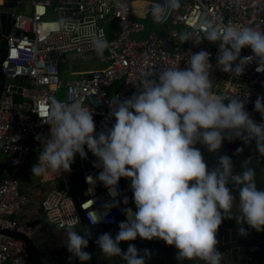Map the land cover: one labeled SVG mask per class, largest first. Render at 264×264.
I'll use <instances>...</instances> for the list:
<instances>
[{
	"label": "clouds",
	"instance_id": "1",
	"mask_svg": "<svg viewBox=\"0 0 264 264\" xmlns=\"http://www.w3.org/2000/svg\"><path fill=\"white\" fill-rule=\"evenodd\" d=\"M180 6V0H163L152 7L153 20L162 22L169 9L178 10ZM83 37L91 38L97 56L104 55L108 44L102 33L89 32L85 23ZM179 39L185 43L192 41L193 34L186 32ZM205 40L219 42L217 66L223 72L240 77L253 61L257 62L256 70L264 72V31L253 26L210 23L206 25ZM245 47H250L254 55L241 56ZM187 64L185 69L177 64L153 70L136 84L137 91L132 96L123 100L113 96L109 101V119L114 117L115 123L99 133L94 110L81 99L68 104L54 96L48 99L43 123L50 126V136L36 137L43 150L39 162L32 167L33 176L70 172L77 154L87 158L86 145L98 158L94 166L102 169L96 177L87 176V182L95 187L99 181L112 197L111 202L104 204L103 215L88 211L92 225L102 222L112 208L119 206L120 179L131 180L136 211L123 209L127 220L120 222L115 238L111 233H103L96 239L106 257L120 256L127 264H146L149 250L141 255L133 244H129L127 251L119 246L139 236L146 240L159 238L174 245L178 260L222 264L224 257L217 249V232L225 218H235L240 225L247 223L264 231V190L258 189L249 161L243 162L242 172L234 173L232 159L223 155L210 168L196 147L203 144L216 153L225 139H242L245 143L255 140L257 150L264 155V122H257L246 111L247 98L213 93L210 53H190ZM255 110L264 116V95L255 100ZM230 184L239 190L238 204ZM123 203H129L127 197ZM63 229L72 254L70 259L90 261L91 254L84 250L89 246L90 229L84 228L83 235L75 226ZM239 231L246 234L243 227Z\"/></svg>",
	"mask_w": 264,
	"mask_h": 264
},
{
	"label": "built area",
	"instance_id": "2",
	"mask_svg": "<svg viewBox=\"0 0 264 264\" xmlns=\"http://www.w3.org/2000/svg\"><path fill=\"white\" fill-rule=\"evenodd\" d=\"M24 1H31L32 6L25 5ZM158 3L163 0H0V9L15 4V8L25 7L29 11L28 14L12 13L14 25L9 34L3 35L5 54L1 59V72L6 83L0 98V154L9 172L0 177V264H32L28 244L4 234L15 232L33 238L34 231L16 217L24 209L42 208L48 226L58 231L65 230L66 226L79 227L82 224L80 210L90 226H114L127 220L125 207L136 211L131 182L126 185L120 180L119 206L112 208L102 222L91 224L88 211L95 210L103 215L104 204L111 202L112 197L107 189L96 192L99 181L95 187L87 182L86 177H96L98 171L85 166L88 160L86 145L87 158L76 155L87 188V200L80 203V208L71 187L76 170L49 172L46 177H38L40 185L47 188L43 196L22 192V178L33 149L42 145L36 137L50 136V126L43 123L49 97L54 96L66 104L81 99L85 106L94 110L96 132L99 133L114 124L112 118L109 119V101L113 96L121 100L132 96L137 91L136 84L153 70L177 64L185 69L188 55L204 50L210 53V78L217 74L222 84L221 96L247 98L245 108L253 118L255 100L264 95V72L256 70V61L249 64L240 77L220 70L217 66L219 46L213 50L211 42L205 40V31L210 23L253 26L264 31V0H180V8L169 9L160 23L153 20L151 12ZM49 15L57 19H46ZM146 15L158 29L136 20ZM85 23L89 32L102 33L107 41L108 48L102 57L95 54L91 38L83 37ZM104 24H111L108 33ZM147 31L146 39H133ZM186 32L193 34V40L184 43L179 37ZM73 53L95 55L106 67L82 71L75 77H62L61 67L68 64L67 55ZM250 55H254L250 47L241 52V56ZM14 85L23 89L22 104L13 101L11 87ZM114 85L116 90L110 95L109 88ZM59 91H63L62 98L58 96ZM224 102L227 104L228 100ZM256 158L263 161L264 155L259 153ZM59 182L63 183L62 188L58 187ZM124 197L128 198L127 205L123 203Z\"/></svg>",
	"mask_w": 264,
	"mask_h": 264
},
{
	"label": "water",
	"instance_id": "3",
	"mask_svg": "<svg viewBox=\"0 0 264 264\" xmlns=\"http://www.w3.org/2000/svg\"><path fill=\"white\" fill-rule=\"evenodd\" d=\"M15 5V4H13ZM13 5H10L11 8ZM8 5L2 7L6 10ZM0 9V40L4 41L3 35L9 34L14 25V20L11 18V14ZM1 59H0V98L3 94L6 78L1 72ZM11 91L13 94V101L15 104H22L23 89L19 86H12ZM264 116L262 117V120ZM263 122V121H259ZM114 123V120H113ZM197 148L200 149L202 155L205 158V162L210 168L215 167L218 163V157L227 155L233 161V172L240 173L244 170L242 164L244 161H249L248 167L255 170L256 184L258 189L264 190V160L258 161L256 156L259 151L256 148L255 140L245 143L242 139H235L229 142L227 139L224 140L222 148L216 152L212 153L203 144H197ZM237 149H242L241 152H237ZM88 151V149H87ZM98 162V158L95 157L90 151H88V160L85 163L87 169H97L98 174L102 171L101 168L95 167L94 164ZM6 166V164L4 163ZM1 170V168H0ZM1 177V173H0ZM121 181L131 182L129 178H121ZM72 195L74 196L77 207L80 208V203L87 200L85 192L87 190L85 177L82 169L76 171L73 176L72 182ZM229 187L232 189L233 195L235 196L236 203H239V190L236 186L230 184ZM106 189L102 183H99L96 188V192L100 193ZM233 213H236V209H233ZM43 214L42 208L39 210V219L37 221H27L25 225L36 233V238L38 235L42 234L41 230H37L43 221L41 216ZM80 215L82 218V224L75 228V230L83 235V229L88 228L91 232V238L89 239V246L84 249L89 252L92 256L90 261L81 262L79 259H73V264H127L120 256L106 257L99 246L96 244V239L103 233H111L113 238L119 232V224L114 226H90L88 221L84 217V213L80 210ZM48 224L45 223L44 226L47 227ZM243 227L246 230V234H241L239 229ZM59 233L66 232L65 230L56 231ZM7 236L23 239L28 244V249L30 251V263L32 264H44L41 257V252L38 248L36 239H30L23 234L15 232H5ZM218 245L217 249L223 254L222 264H264V231H257L251 228L247 223L240 225L237 223L235 218L228 219L225 218L217 232ZM129 244H133L139 250L141 255H144V250L147 249L150 252V256L145 257L146 264H205L204 261L197 260H178L177 254L178 249L174 245H168L164 240L159 238H154L152 240H146L140 238L139 236L136 240L121 242L120 247L122 251H127Z\"/></svg>",
	"mask_w": 264,
	"mask_h": 264
},
{
	"label": "rangeland",
	"instance_id": "4",
	"mask_svg": "<svg viewBox=\"0 0 264 264\" xmlns=\"http://www.w3.org/2000/svg\"><path fill=\"white\" fill-rule=\"evenodd\" d=\"M24 4L31 7L32 4H31V1H24ZM6 11L9 13V14H12V13H25V14H28L29 11H26L25 7H22V8H15V5H13L11 8H6ZM46 19L48 20H56L57 17L54 16V15H49ZM136 20H140V21H144V23H148V24H152V28L151 29H158V27L153 24V20L151 17H148V15H146L145 17L141 16V18H137L136 17ZM110 27H111V24H104V28L105 30L107 31V33L109 32L110 30ZM149 29V30H151ZM180 31L183 32V28H180ZM148 36V31L147 32H144L142 34H138V35H135L133 37L134 40H142V39H146V37ZM3 40H0V58L2 55L5 54V45L3 44ZM185 43V42H184ZM182 43V44H184ZM211 46L213 48V50H216L217 46H218V42L216 43H211ZM74 56L75 55V58L77 59L78 54H71V55H67V57L69 56ZM79 60V59H78ZM73 64L72 65V70L69 71L67 70V72H71L69 73L70 76L74 77L75 73H79V72H82L84 70H91V69H95V68H98V67H103L105 68L106 65L105 64H102L98 58H95V59H92V60H89L87 62L85 61H80L79 62H75V63H71ZM61 76L62 77H65V73L62 72L61 73ZM212 81H213V85H214V88H213V93L216 94V95H221L222 94V84L221 82L217 79V74H214L211 78H210ZM63 91H59V94L58 96H60L61 98L63 97ZM61 94V95H60ZM257 112L256 110H253V113ZM253 115V114H252ZM36 154L38 155V153H36V147H34L33 149V155L30 159V162L26 168V171L23 175V178H22V185L26 186L28 188V186L30 185H34L36 187V185H38V182H39V179L38 177L36 176H33L32 174V167L33 165L37 164L38 162V156H36ZM82 166L81 164L79 163L77 157L75 156V160H74V163H72L71 165V170H79L81 169ZM125 183V182H124ZM40 184V183H39ZM127 185V183H125ZM58 187H63V183L59 182V186ZM33 189V187H31ZM41 219H43V223H46V217L42 214L41 216Z\"/></svg>",
	"mask_w": 264,
	"mask_h": 264
},
{
	"label": "crops",
	"instance_id": "5",
	"mask_svg": "<svg viewBox=\"0 0 264 264\" xmlns=\"http://www.w3.org/2000/svg\"><path fill=\"white\" fill-rule=\"evenodd\" d=\"M78 56L79 57H77V59L75 58V55L73 56H69V58H68V60H67V63L68 64H66L67 66H71V65H73V64H71L72 62L73 63H75V62H79V60L80 61H85V62H87V61H89V60H92V59H95L96 57H95V55H80V54H78ZM79 59V60H78ZM101 68H103V67H98V68H95V69H91V70H84L83 72H85V71H92V70H96V69H101ZM67 70L69 69V68H66ZM63 70L62 72H64L65 73V77L67 78V77H72V76H70V74L69 73H71V72H69V71H71L72 70V66H71V68L69 69V71L67 72V70ZM78 73H75V75H77ZM75 75H74V77H75ZM116 85H114L113 87H111V88H109V93H110V95H112L113 93H114V91L116 90ZM252 116H253V118L256 120V121H264V119L262 120V114L261 113H259V112H255V113H253L252 112ZM112 120H114V123H115V118L114 117H112ZM43 150V144L42 145H40V146H37L36 147V153H38V155L36 154V156H38L39 157V154L41 153V151ZM37 162H39V160L37 161ZM0 168H1V170H0V173H1V176H5L8 172H9V168L7 167V166H5L4 165V157H3V154H0ZM39 179V178H38ZM31 187H33V189L31 188ZM21 190H22V192H24V193H29V194H37V195H39V196H43L44 194H45V192H46V190H47V188L46 187H43V186H41L40 184H39V182H38V185H36V187L34 186V185H30V186H28V188L26 187V186H24V185H22L21 186ZM39 208H35V207H31V208H28V209H24V210H22L21 212H19L18 214H17V219L19 220V221H21V222H23V223H26L27 221H37L38 219H39ZM40 220V219H39ZM41 220H43V219H41ZM45 225V223H43V225H41L40 227H37V228H39V229H37V230H41V227L42 226H44ZM58 231V230H57Z\"/></svg>",
	"mask_w": 264,
	"mask_h": 264
},
{
	"label": "flooded vegetation",
	"instance_id": "6",
	"mask_svg": "<svg viewBox=\"0 0 264 264\" xmlns=\"http://www.w3.org/2000/svg\"><path fill=\"white\" fill-rule=\"evenodd\" d=\"M41 231L42 234L38 235V238L34 233L32 239L37 241L44 264H73V259L77 260V258L70 259L72 254L66 246V232H56L57 230L49 226L43 227Z\"/></svg>",
	"mask_w": 264,
	"mask_h": 264
},
{
	"label": "trees",
	"instance_id": "7",
	"mask_svg": "<svg viewBox=\"0 0 264 264\" xmlns=\"http://www.w3.org/2000/svg\"><path fill=\"white\" fill-rule=\"evenodd\" d=\"M72 66V65H71ZM71 66H67L66 64H64L62 67H61V71L65 70L66 68H71ZM67 70V69H66Z\"/></svg>",
	"mask_w": 264,
	"mask_h": 264
}]
</instances>
